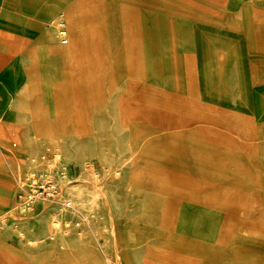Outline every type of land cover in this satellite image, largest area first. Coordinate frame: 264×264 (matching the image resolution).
<instances>
[{"label": "bare ground", "instance_id": "6f19581e", "mask_svg": "<svg viewBox=\"0 0 264 264\" xmlns=\"http://www.w3.org/2000/svg\"><path fill=\"white\" fill-rule=\"evenodd\" d=\"M55 2L65 3V8L60 12L56 9L51 18L47 17L48 22L43 29V40L46 42L44 58L47 61L38 70L45 69L49 75L46 79L45 76L39 77L33 64L28 69L27 78L30 81L21 99L28 100L36 94L42 83L39 80L47 81L44 83L50 87L49 98L43 103L29 105L33 127L42 128L35 129L39 140L63 147L61 143L68 132L79 133L77 115L83 110L78 109L75 102L76 81L89 85L93 112L102 108L99 107V102L108 90L120 91L123 94L120 119L128 121L130 100L140 103L144 99L142 95L133 99L131 96L136 88L138 74L144 70L157 84L160 83L165 76L161 60L162 51L166 48H173L178 54L179 61L175 69L183 91L189 97L203 101L206 93L199 88L205 78L202 63L212 54L216 44H221L219 40L225 37L234 46L241 85L242 110L238 113L242 120H235V123L252 118L258 126L254 128L253 134L237 133L234 145L225 143L212 147L199 141L190 152L193 162L190 165L194 164L200 174L208 179L211 177L218 184L229 183L231 186L233 183L242 182L252 188L264 189V156L260 160L250 161L245 152L246 146L237 143L238 139H242L247 144L258 142L264 146V16L257 13L249 2L245 1L240 6L239 19L235 14L219 9L210 11L209 15L198 16L187 10L179 0ZM218 5L217 3L214 6ZM55 27L62 29L59 33L63 36L61 41H52ZM0 50L14 55L28 53L32 60L35 57L28 40L6 41V37L0 35ZM146 131L144 125H134L129 139V148L132 151L139 149L148 140ZM1 134L5 141L10 139L8 133ZM152 147L158 161L151 163L158 170L146 172L144 179L147 181H144L140 171L131 169L130 185L127 189H151L166 197L159 228L152 235L157 240V246L146 248V264H202V261L190 258V250L186 253L177 250L176 242L182 236H191L208 245L219 242L233 244L253 252L255 258L264 257V245L240 235V222L228 212L202 206L188 197V190L182 182L175 181L177 165L174 153L168 151L165 155L160 146L154 144ZM219 195L220 200L230 202V194ZM112 213L111 211L110 220L114 223L116 213ZM130 221L138 222L137 219ZM59 222L62 224V219ZM241 224L244 229L252 228L264 233V224L252 221ZM97 230L99 234L107 233L102 226ZM123 232L125 233V228ZM21 233L24 234L23 231ZM141 237L143 235L137 233V244L143 243ZM61 243L68 248L64 263L72 264V245L70 242ZM27 246L24 250L17 249V252H13L12 245H0V264H48L50 261L59 264L57 249L49 252L45 247L35 244V240H29ZM45 252L47 259L40 262L41 255ZM217 253L213 252L211 259H215ZM52 256L54 258H50ZM248 264L264 263L256 259Z\"/></svg>", "mask_w": 264, "mask_h": 264}, {"label": "rangeland", "instance_id": "374dc122", "mask_svg": "<svg viewBox=\"0 0 264 264\" xmlns=\"http://www.w3.org/2000/svg\"><path fill=\"white\" fill-rule=\"evenodd\" d=\"M36 1L34 0L33 2L35 3ZM55 1L43 0L40 8L32 15L29 11H14L10 9L12 5L9 2L0 0V35L5 36L6 41L9 39L28 40L35 55L33 60L28 53L17 55L12 53V56L3 53L0 56L2 60L0 61V98L2 100L11 101L19 94L21 95V101L23 92L19 93V89L22 87L24 91L25 87L28 86L30 80L27 78V72L33 64L39 77L45 76V79L48 77L49 73L47 70H38L47 61L44 58L46 42L43 40V29L46 22H48L47 17L51 18L54 10L57 9L60 12L65 8V3L58 4ZM179 1L184 3L187 10L198 16L209 15L210 11L219 9L235 14L234 16L239 19L241 18L239 10L241 5H235V2L241 3L242 1H253L256 12L261 15L264 14V0ZM221 1L225 4L218 5V7L214 6ZM61 30L55 27L52 33L53 41H61L63 37L59 35ZM219 41L221 44L219 46L216 44V47L211 52L212 54L202 63V71L205 78L204 80L202 79V85L199 88H202L203 92L206 93L203 101L189 97L183 91L180 78L175 69L179 58L173 48H166L162 51L161 63L164 67L165 76L160 83L157 84L154 78L144 70H141L138 74L136 88H134L131 96L133 99V97L142 95L144 99L140 103H136L139 102L136 100L134 102L130 100L132 104L129 103L128 121H121L120 119L122 117L121 96L123 95L120 91L111 92L108 90L103 100L99 102V107L102 108H97L93 112L89 85L85 82L76 81L75 102L78 109L83 110L77 115L79 133L68 132L62 143L71 135L81 139H86L91 135L94 131L93 122L95 115L102 120L103 130L107 135L104 142V155H102L99 137H96L97 146L89 147V152H87L89 153V159L84 162L79 159L75 162L61 148V153L57 156V160L62 157V164L68 168L69 180L65 185V191L68 196L69 194L72 195L73 200L72 198L70 199L71 196L65 195V197L75 209L67 210L64 213H59L58 209H55L51 216L50 214L48 215L50 219H46L45 216L37 218L29 215L34 210H27L21 201L20 197L24 196V190L19 185L15 175L10 176L8 174L7 177L5 175L3 178L0 177L2 179H0V191L11 195V193L2 188L8 183L14 189H18L17 198L19 206L25 213L24 221L28 222L29 231L33 234V236L29 234L27 236L26 233L22 234L21 231L23 230L19 225H10L8 223L9 225L5 226L4 224L9 222L10 217L2 219L3 232L6 229H10L21 236L19 244H10L15 248L11 249L13 252L17 249L24 250L28 247L29 240H35V244L45 247L49 252L57 249L59 251V253L57 252L59 264H65L64 258H66V249L68 248H65L61 243V241H64L70 242L72 245L71 250L74 252L70 255L72 264H92L87 253L89 251L102 252L101 244L99 247L90 246L91 243L95 244V232L98 235L99 231L97 229L99 226L104 227L106 232L109 230L116 232V238H118L120 243L119 248L123 247V238L127 241V232L132 227L133 221L127 218H120L115 212L121 213L123 216L135 215L138 221L157 225L165 204V195L151 189L127 190L130 185L131 169L140 171L143 179L145 175L147 176L146 172L149 173L153 169L158 170L151 163L152 161H158L153 153L155 151L152 147L154 144L160 146L165 155L168 151L174 153L177 165L175 181L180 180L182 182L184 188L188 190V197L193 198L197 204L208 206L211 209L224 210L237 222L252 221L264 224V189L255 188L254 190L253 188V190L248 192L241 188V191L236 193L233 190L231 191L229 183L218 184L211 177L208 179L200 174L194 164L190 165L192 162L190 152L195 149L199 141L212 147L219 144L224 145L225 143L234 145L237 133L253 134L255 132L254 128L258 126L257 123L252 121V118L244 119L238 124L235 123V120H242L238 113L242 110L238 62L235 57L233 44L225 37ZM25 59L28 60V63L27 61L24 63ZM16 62L20 64L19 70H15L16 72L11 71L15 67ZM42 73L43 75H39ZM39 81L42 83L38 86L36 94L28 99L29 105L39 102L43 103L49 98L50 87L47 83H44L47 81ZM109 111L112 114H109ZM7 117L8 109L0 107V121H5ZM4 123L5 125L10 123L11 127L9 130H0V153L2 155L8 152L16 161L29 165L30 159L36 158L39 145L51 144L37 138L39 134L36 133V130H42V128H36L32 125V131L25 133L15 123L14 119L6 120ZM135 124L145 126L148 140L141 144L139 149L132 151L129 148V139ZM235 125H240L241 127H238L240 129L236 128ZM2 132L8 133L10 139L5 141L2 137ZM238 140V144L246 146L245 152L250 161L263 158L264 146L262 144L258 142L247 144L242 139ZM93 152L94 154H92ZM3 166L6 167L5 164ZM39 169H42L41 164L35 171ZM20 175L25 176L22 173ZM144 181H147V179L145 178ZM86 188H88V194L82 193ZM221 193L222 196L233 194L235 197L230 195V202L224 199L220 200L219 194ZM111 211L113 215L115 214L114 223H111L110 220ZM135 212L136 214H134ZM60 219H62V224L59 222ZM123 228H125V233ZM249 229L252 234L248 235V237H252L256 241H264V233L256 229ZM47 230L49 235L48 233L45 235ZM242 232L246 236L244 229H242ZM147 248L152 247L148 246ZM46 253L41 255L40 262L46 261ZM50 258H54V256ZM144 262H146L145 259ZM99 263L94 262V264ZM104 264L132 263L118 259V261L111 262L104 260Z\"/></svg>", "mask_w": 264, "mask_h": 264}, {"label": "crops", "instance_id": "0c3cea01", "mask_svg": "<svg viewBox=\"0 0 264 264\" xmlns=\"http://www.w3.org/2000/svg\"><path fill=\"white\" fill-rule=\"evenodd\" d=\"M6 1L12 5L11 8L9 7L10 9H13L14 11L19 10L18 12L29 11L30 14L32 15H34L37 12V10L40 8V5L43 3V0H37L35 3L32 0H6ZM244 2L245 1L241 3L235 2L236 3L235 5L237 6L242 5ZM246 2H249L254 7L253 1H246ZM218 4L221 5L225 3H222L221 1ZM2 53L7 55L9 54L11 56L13 55L12 53H8L5 50H0V56L2 55ZM0 61H2L1 58ZM25 61H27L28 63L27 59L24 60V63ZM15 64H16L15 67L11 71L19 70L20 64L17 62ZM21 92H23L22 87L19 89V93ZM17 96L11 101L2 100L0 98V107L8 109V117L6 119L7 121H10V119H14L15 123L19 127H21V129L24 130L25 133H29L32 131V117L30 113L29 102L26 99H24V101H20L21 95L18 94ZM110 113L111 112L109 111V114ZM5 121H0V130L10 129L11 124L9 123L8 125H5L4 123ZM93 124H94V131L86 139H81L75 135H71L64 143H61L63 147L57 145H51V144L39 145L37 156L34 159H30L29 165L26 163H22L21 161H16L12 156L2 155L0 153V174H2L0 175V177L3 178L4 175L7 177L8 174L10 176L15 175L19 185L22 186L25 178L29 174L37 170L39 164H41V167L44 166V163L41 161L40 158L42 154L47 153L46 155L52 159L56 155H59V153H61V148L75 162H77L78 159L81 162H84L85 160L89 159L88 157L89 153H87L89 152L90 149L89 147L90 146L95 147V145L97 146L98 144L96 137H99V140L101 142L102 155H104V142L106 141L105 136L107 135L106 132L103 130L102 120L94 115ZM92 154H94V152ZM3 164H5L6 167L3 166ZM21 173L24 174L25 176L20 175ZM229 187L231 188V191L233 190L236 193L238 191H241V188L248 192L253 190L251 185H247L242 182L233 183L231 186L229 185ZM2 188L7 190L9 193H11V195L0 191V245L2 246L3 244H7V243L14 245L19 244V242L21 241V236L17 232H13L10 229H6L5 232H3L2 228L4 225L5 226H8L9 224L19 225L20 228L23 230V232L27 234V236L28 234L30 236H33V234L30 233L29 231L28 222L24 221L25 213H23L21 207L19 206V201L17 198L18 189H14V187L10 185V183H8L6 186H2ZM82 193L88 194V188L84 189ZM65 195L68 196L67 192L65 193ZM230 195L233 196V194ZM69 196H71L70 199L72 198L73 200L72 195L69 194ZM233 197H235V195ZM55 209H57V207L55 206H50L47 204H39L36 206L33 212L29 213V215L35 216L37 218H40V216L41 217L45 216L46 219H50L48 215L50 214L51 216V214H53L52 213L53 210L55 211ZM116 214L120 218H127L132 220L138 219L135 215L134 217L132 215L123 216V214L121 213H116ZM134 214H136V212ZM7 218L10 219L9 222L7 223L5 222L6 224L3 225V222L1 220ZM241 223L242 222H240L239 224L240 225L239 234L243 235L242 229H244V227L242 226ZM158 228H159V223L157 225H154L153 223L150 222H143V221L134 222L132 227H130V229L127 232V236H128L127 241L125 238H123L124 243H123V247L121 248H119L120 243L118 241V238H116L117 234L114 230H109L107 233H102V234L98 233V235L95 232V239H94L95 244L94 243L90 244L89 241L87 242L90 244L91 247H99L101 244L102 252L95 253L94 251L92 252L89 251L87 253V256L91 260L90 262L92 264H94V262H100L104 264V260L111 262V261H118V259H120V261L123 262L127 260L132 264H146L144 262V254L148 246L152 248H156L157 240L152 235ZM244 231L247 237L248 235L252 234L250 229H244ZM47 233L49 235L48 230L45 232V235ZM137 233L143 235V237L140 238V240H143L142 244H137L136 242ZM147 235L149 236L147 237ZM98 236L100 237V239ZM249 238L254 239L252 237ZM244 240L250 243H254L252 240L249 239H244ZM257 244L264 245V241H258ZM172 247L173 246H171V249H173ZM176 248L179 252H184V253H186L187 250H190L188 254L190 258H192L194 261H198V262L202 261V264H248L249 261L253 262L256 259H259L261 263H264L263 256H260L259 258H255L256 255H254L253 252H249L248 250L243 249L239 246L228 243H220V242L217 244L213 243L212 245H208L205 242L193 239L191 236H185V237L182 236L181 238H179L176 242ZM216 251L218 253L216 257H214L215 259H211L212 253ZM51 263L54 264L55 262L52 261Z\"/></svg>", "mask_w": 264, "mask_h": 264}, {"label": "built area", "instance_id": "2783aa9c", "mask_svg": "<svg viewBox=\"0 0 264 264\" xmlns=\"http://www.w3.org/2000/svg\"><path fill=\"white\" fill-rule=\"evenodd\" d=\"M46 154L40 157L44 163L42 169L25 178L21 201L29 211L35 210L39 204L55 206L59 213L75 209L65 197V185L69 180L68 168L62 164L61 159L57 160L58 155L51 159Z\"/></svg>", "mask_w": 264, "mask_h": 264}]
</instances>
